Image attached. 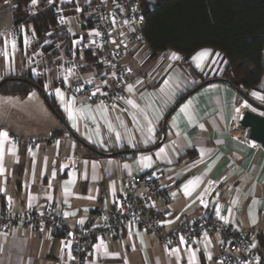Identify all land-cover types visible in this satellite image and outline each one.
<instances>
[{
  "label": "crops",
  "instance_id": "1",
  "mask_svg": "<svg viewBox=\"0 0 264 264\" xmlns=\"http://www.w3.org/2000/svg\"><path fill=\"white\" fill-rule=\"evenodd\" d=\"M11 48L9 56L0 55V82L31 74L42 82L64 122L35 88L24 95L0 93V131L9 134L0 160V208L11 205L23 212L52 206L64 215L69 213L65 219L71 228L100 224L126 194L125 178L150 173L169 193V200L156 202L163 233L210 212L241 230L252 229L253 244H261L264 148L239 137L236 109L252 107L220 80L227 70L221 52L211 49L212 54L197 67L191 59L195 53L188 59L179 54L181 59L175 60L171 58L174 51L151 55L146 43L133 45L126 59L133 69V90L127 89L124 103L110 106L92 104L86 96L75 97L58 85V81L75 83L81 78L102 84L110 81L112 71L103 62L93 65L85 58L83 72L72 75L69 59L60 67L54 62L35 64ZM217 52L220 57L215 56ZM205 81L172 110L182 95ZM56 89L63 93V101ZM250 94L259 102L264 97L256 90ZM69 102L74 119L66 110ZM11 134L22 136V141L14 144ZM36 135L42 140L32 148L28 139ZM75 154L80 156L75 168L66 169L58 161L73 159ZM148 163L151 166L146 167ZM197 180L190 194H185L184 186ZM220 240V233L212 232L189 244L180 243L178 251L172 252L158 236L126 221L116 237L104 241L106 251L94 247L100 240L93 245L86 264H190L192 251L195 264H223L218 258ZM0 264H74V258L60 233L15 227L0 232Z\"/></svg>",
  "mask_w": 264,
  "mask_h": 264
},
{
  "label": "built area",
  "instance_id": "2",
  "mask_svg": "<svg viewBox=\"0 0 264 264\" xmlns=\"http://www.w3.org/2000/svg\"><path fill=\"white\" fill-rule=\"evenodd\" d=\"M15 5L16 0H6ZM87 8L85 17L80 12L82 5ZM145 0H38L32 5L31 0L24 5V10L33 14L50 11L56 27L69 41V72L72 75L82 73L83 61L87 54L99 58L112 71L111 80L99 83L94 79H78L75 83L58 81L75 96H86L92 104L118 106L128 99L127 89L132 83L133 69L126 63L130 48L143 44L144 4ZM73 26L77 28L75 31ZM97 33H99L97 35ZM23 46L26 37L22 34ZM165 52L168 50H164ZM162 51V52H164ZM130 69V71H129ZM239 137L254 146H261L246 134ZM14 144L23 137L11 134ZM54 140V134L48 137ZM41 136L28 139L32 148L40 144ZM80 156L73 159L59 158L66 169L75 168ZM126 194L116 200L111 212L100 224L85 223L69 227L64 213L52 206L44 210L28 209L16 212L11 205L0 208V232H9L15 227L30 230L46 229L62 235L63 244L70 242L68 252L74 258V264H86L92 253L93 245L116 237L122 224L131 222L147 233L155 234L172 252L178 249L181 237L184 244L200 239L203 235L219 232L218 258L223 264H264V238L259 246L253 247L256 233L252 229L241 230L213 213H205L196 222L180 225L163 233L161 216L156 210L158 199L169 200V193L162 187L156 176L141 173L125 178Z\"/></svg>",
  "mask_w": 264,
  "mask_h": 264
},
{
  "label": "trees",
  "instance_id": "3",
  "mask_svg": "<svg viewBox=\"0 0 264 264\" xmlns=\"http://www.w3.org/2000/svg\"><path fill=\"white\" fill-rule=\"evenodd\" d=\"M28 1L16 0L15 5H11L15 25L22 22L20 13L31 15L34 31L42 36L55 25L54 16L47 10L37 14L26 12L24 5ZM143 8V33L151 55L168 50L188 59L204 48L219 51L227 60L224 77L244 99L252 96L250 92L264 76V0H145ZM85 58L93 65L101 63L91 54ZM7 78L0 93L24 95L30 88L44 93L42 82L31 74ZM192 90L182 95L176 104ZM260 103L264 104V99Z\"/></svg>",
  "mask_w": 264,
  "mask_h": 264
},
{
  "label": "rangeland",
  "instance_id": "4",
  "mask_svg": "<svg viewBox=\"0 0 264 264\" xmlns=\"http://www.w3.org/2000/svg\"><path fill=\"white\" fill-rule=\"evenodd\" d=\"M81 5L83 8H81L79 14L81 13L82 16L85 17L87 14V8L84 6L83 1L81 2ZM30 16L31 15H27L23 12L20 13L19 17L22 18V22L18 25H15L14 11L12 10L11 4L8 3L6 0H0L1 57H6L4 54L5 51H7V56H9V48H11L12 46L11 52H13L14 54L17 52L19 56L24 59L27 58L30 61L35 62V64H40L41 62L49 64L51 62H54L58 64L59 67L64 66L65 62L69 59L70 55L68 39L55 25H52L50 29L45 32L42 36L37 35L34 31L33 23L30 21ZM73 29L75 31L77 30L75 26H73ZM22 34H24L26 37L25 47L23 46ZM11 38V45H9ZM13 43L15 45L14 48ZM145 50H148V48L146 47ZM85 67L86 66L84 65L82 71ZM259 111L260 110H257V112Z\"/></svg>",
  "mask_w": 264,
  "mask_h": 264
},
{
  "label": "water",
  "instance_id": "5",
  "mask_svg": "<svg viewBox=\"0 0 264 264\" xmlns=\"http://www.w3.org/2000/svg\"><path fill=\"white\" fill-rule=\"evenodd\" d=\"M262 63L264 65V53L262 57ZM8 80V78L2 80L0 82V87L2 86L3 83H5ZM223 82H226L232 86V82L229 79L222 78L220 79ZM208 83V81L203 82L202 84L198 85L196 88H194L192 92H194L196 89L201 87L202 85ZM258 92L264 93V76L260 82V84L256 87L255 89ZM43 96L45 98V101L47 102L48 106L53 110V112L60 118L62 122V118L58 115V113L52 108L50 105L48 98L46 95L43 93ZM245 100L248 102V104L252 108L248 107H243L240 108V112L238 115V127L237 131L239 135H244L246 134L250 139L258 142L263 148H264V115L257 112V110H262L264 111V104L260 103L258 100H255L254 97L246 96ZM179 105L176 104L172 110H174L177 106ZM69 129V127L67 126Z\"/></svg>",
  "mask_w": 264,
  "mask_h": 264
},
{
  "label": "snow or ice",
  "instance_id": "6",
  "mask_svg": "<svg viewBox=\"0 0 264 264\" xmlns=\"http://www.w3.org/2000/svg\"><path fill=\"white\" fill-rule=\"evenodd\" d=\"M38 2V0H31V3L32 5H36ZM99 33H97L98 35ZM15 47L14 43H13V48ZM5 56L7 57L8 53L7 51H5ZM210 54H212V50L211 49H208V48H205V49H201L200 51L196 52L195 55H193L191 57L192 61H194L197 65V67H201L203 62L210 56ZM215 56L216 57H220V53H215ZM171 58L172 59H175V60H179L181 59V57L179 56L178 53H171ZM213 63H215V61H213ZM130 71V69H129ZM137 83H141V81H137ZM168 86V81H165V87ZM133 90V86L132 85H129L128 86V91L131 92ZM56 93L57 95L60 96L61 98V101L64 100V96H63V93L61 92L60 89H56ZM253 96H256L257 93L256 92H253L252 93ZM261 99H264V97H261ZM128 103H133V101L129 100ZM66 110L68 111V115H69V118H72L74 119V114H73V111H72V107H71V102H69V104L67 105V108ZM182 111H184V109H182ZM236 112L239 113L240 112V109L237 108L236 109ZM153 131V128L151 127V121H149V127H148V132L151 133ZM8 132L7 131H0V160H2V144H3V140L7 139L8 138ZM203 151L201 152V155H203ZM144 160L146 161H151V157H144L143 158ZM146 167L148 166H151L150 163L148 164H145ZM125 167H127V165H125ZM0 171H3V168H2V165H0ZM197 181H189L187 185L184 186V192L185 194H190V191H191V187L190 186H193L195 183H197ZM65 215H69V213H65ZM217 215H219V212H217ZM221 219H224V217H220ZM82 222V221H81ZM252 223L255 224L256 223V220L255 218H253L252 220ZM184 238L181 237V243H184ZM253 247H255V244L252 245ZM65 247H68L70 248V242L68 244H65ZM94 247L96 248H105V251H106V247H105V244H104V240L103 239H100L99 243L97 245H95ZM173 251H178V249H173ZM69 255L71 256V253L69 252ZM209 258H211V256L209 255ZM195 261H196V255H195V252L192 251L191 252V259H190V264H195Z\"/></svg>",
  "mask_w": 264,
  "mask_h": 264
}]
</instances>
